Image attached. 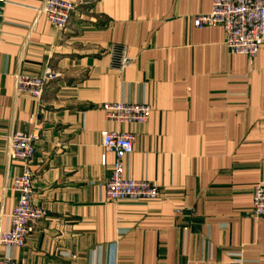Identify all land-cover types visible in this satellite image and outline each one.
<instances>
[{
	"label": "crops",
	"instance_id": "obj_1",
	"mask_svg": "<svg viewBox=\"0 0 264 264\" xmlns=\"http://www.w3.org/2000/svg\"><path fill=\"white\" fill-rule=\"evenodd\" d=\"M60 31L44 0H6L0 22V231L18 194L14 130L38 132L33 201L46 216L21 264H264V218L252 216L264 184V43L230 54L221 26L196 28L212 0H70ZM125 48L130 66L119 69ZM60 73L41 101L17 94L19 74ZM106 102L146 103L144 125L106 121ZM135 136L124 176L158 186L157 200L106 198L114 154L107 131Z\"/></svg>",
	"mask_w": 264,
	"mask_h": 264
},
{
	"label": "built area",
	"instance_id": "obj_2",
	"mask_svg": "<svg viewBox=\"0 0 264 264\" xmlns=\"http://www.w3.org/2000/svg\"><path fill=\"white\" fill-rule=\"evenodd\" d=\"M76 4L70 0H44L40 12L57 30L64 31L70 24ZM196 28L221 26L225 32V46L230 54L254 58L264 43V0H212L211 11L194 18ZM119 69L131 64L125 48L121 52ZM60 77L49 64L42 74L16 76L17 94H25L41 101L46 88ZM102 110L107 122L117 125H144L152 113L146 103L106 102ZM38 132L26 134L14 130L8 136L9 159L22 163V173L15 176L12 189L17 202L7 216V227L0 231V246L13 249L27 246L29 236L46 216L45 210L33 201L34 170ZM135 136L131 132L112 130L102 136L103 148L115 156L112 174L106 184V198L112 203L157 200L162 192L147 179L135 180L124 176V159L133 152ZM252 216L264 218V184L253 188ZM0 264H21L11 258H1Z\"/></svg>",
	"mask_w": 264,
	"mask_h": 264
},
{
	"label": "water",
	"instance_id": "obj_3",
	"mask_svg": "<svg viewBox=\"0 0 264 264\" xmlns=\"http://www.w3.org/2000/svg\"><path fill=\"white\" fill-rule=\"evenodd\" d=\"M5 2H6V0H0V22L2 21L1 14H2V9L5 6Z\"/></svg>",
	"mask_w": 264,
	"mask_h": 264
}]
</instances>
